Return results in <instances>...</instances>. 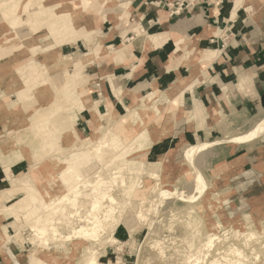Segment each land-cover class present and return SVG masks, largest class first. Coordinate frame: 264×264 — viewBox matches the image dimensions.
<instances>
[{
    "label": "rangeland",
    "instance_id": "rangeland-1",
    "mask_svg": "<svg viewBox=\"0 0 264 264\" xmlns=\"http://www.w3.org/2000/svg\"><path fill=\"white\" fill-rule=\"evenodd\" d=\"M122 3L123 0H0V10L5 11H2L3 17L0 18V139L6 136L13 138L3 144L0 141V162L4 165L6 176L5 181L0 183V197L3 198L2 203L9 206L8 211L3 212L0 223V231L9 236L4 246L6 256L0 253V260L8 257L5 264H30L29 261L34 259L35 251L39 248L38 241H31L33 231L27 224L32 217L31 212L26 208L15 207L20 202L23 191L15 193L11 189V179L26 173V177L48 199L46 192H63L58 179L59 166L64 168L72 163L82 176H91L102 166L106 173L121 165L127 168L126 180L131 182L129 194L127 195V189L123 192L124 187L118 184L113 185L112 192L118 199L122 198L117 213L120 221L115 227L124 226L129 233L126 238H119L112 233L116 242L105 234L101 245L74 237L70 240L49 239V247L45 251L54 256L39 255L42 258V263L39 264H79L82 252L87 247L99 250L100 264H196L197 262L191 261L196 255L191 256V253L205 242L209 233H214L217 239L213 241L210 254L200 262L205 264L211 255H215L217 250L223 251L231 242L243 247L241 237L233 236L234 231H253L249 245L259 255L256 264H264V183L250 188H256L261 193L251 198L254 194L251 191L254 190L250 191L247 183H243L256 170L255 167L258 170L261 166V170H264V153L256 154L257 161L253 160V166L246 164L240 169L239 165L243 161H234L225 151L234 146H244L247 149L250 146L253 149L264 147V102L259 114L250 123L234 130L232 135L213 140H197L183 148L170 150L164 154L167 155L164 163L160 161L161 156L146 158L143 155L149 140L147 133L154 126L159 129V134L152 141L160 139L161 130L154 121L155 115L166 114L163 104L153 105L150 114L153 118L143 122H140V108L143 106L136 103L130 108L128 106L120 116L107 110L101 112L94 117L95 120L90 123L87 131L78 129V110L87 108L92 103L89 92L82 88L85 85L82 83V76L88 73V70L83 69L85 63L92 58L84 53L89 48L98 46L95 41L100 36V22L106 24L107 13H118L122 9ZM127 6L124 4V7ZM73 9H77L73 16L79 13L82 15L88 9L93 16L82 20L80 18L75 25L69 16L64 20L53 19V12L67 14ZM97 16H101L100 21ZM122 19L123 16L119 15L113 23ZM45 36L47 38L44 40ZM8 37L13 39L5 42ZM39 37L40 39H36ZM33 40H36L35 45ZM99 48L98 54L102 56L109 52L114 54L117 50ZM52 53H56L52 57L53 61L50 59ZM79 55L84 62V68L77 74L81 81L78 85L70 83L68 88L64 84V75L70 73L72 64L69 63L70 60H63V56ZM30 67H33V72H30L33 70ZM72 75L74 80L76 73ZM92 85L87 86L91 88ZM45 86L50 87L54 93L53 101L58 102V106H52V110L43 106L42 99L39 100L34 93L35 88ZM25 89L27 91L22 95L21 91ZM69 91H72V96ZM44 99L45 105L52 101L51 96ZM35 108L40 111L36 112ZM169 114L174 121L172 110ZM40 117L43 118L39 119ZM121 122L132 125L140 123L141 128L128 133L121 129ZM65 131H70L73 140L67 141ZM108 132H111L108 136L111 149L104 151L106 160L101 165L103 163L93 155L91 147L97 138L102 139ZM85 141H89V144L81 149L72 147L77 142L86 143ZM130 143L133 144L132 147ZM21 159L29 166L20 174H11L2 161ZM56 168L58 169L55 170ZM142 170L145 172L141 174ZM152 170L155 171L154 176L149 174ZM0 174L3 175V172L0 171ZM232 182H238L236 189L241 192L235 195L238 199L229 197L234 193L229 187ZM123 193L125 194L122 195ZM193 196L196 197L195 200L188 201ZM129 201L131 204L127 206L125 203ZM140 207L146 215L136 218V211ZM68 228L63 224L59 225L63 234L69 233ZM17 231L24 238L23 241L14 238ZM55 242L58 244H53ZM244 250L249 252L247 247ZM251 258L253 257L249 255L248 262Z\"/></svg>",
    "mask_w": 264,
    "mask_h": 264
},
{
    "label": "crops",
    "instance_id": "crops-1",
    "mask_svg": "<svg viewBox=\"0 0 264 264\" xmlns=\"http://www.w3.org/2000/svg\"><path fill=\"white\" fill-rule=\"evenodd\" d=\"M167 2L172 0H123L124 10L107 13L106 24L100 22L98 46L84 53L92 58L85 63L83 70L88 73L82 76L85 85L81 87L89 92L92 103L76 114L82 132L108 105L120 116L131 105L132 95L157 99L174 89L163 99L174 117L171 132L152 141L159 129L154 126L148 131L146 158H157L197 140L230 136L250 123L264 102V0L202 3L178 14L170 12ZM119 15L122 21L113 23ZM99 47L117 50L102 56ZM88 83L93 84L91 88ZM254 149L234 146L225 151L234 161H243L242 169L246 164L253 166L257 153H264V147ZM7 164L11 174L24 173L29 166L22 159ZM255 168L243 181L254 194L257 189L250 188L264 183V170ZM0 171L2 183L6 178L2 162ZM237 184L229 185L234 191L229 197L238 199ZM254 194L250 198L261 193ZM113 233L126 238L129 231L118 226ZM6 261L8 257L0 264Z\"/></svg>",
    "mask_w": 264,
    "mask_h": 264
},
{
    "label": "bare ground",
    "instance_id": "bare-ground-1",
    "mask_svg": "<svg viewBox=\"0 0 264 264\" xmlns=\"http://www.w3.org/2000/svg\"><path fill=\"white\" fill-rule=\"evenodd\" d=\"M124 8L126 9V7ZM76 10L77 9H73L70 12H67V14L53 12V19L57 18L59 20H64V19H67L69 16L70 18L72 17L71 19V21L73 22L72 24H75L76 21L79 20L80 18L82 20V19H86V18L93 16V14L90 13L91 10L89 9L84 11L82 15L79 13L73 16V13ZM2 11L3 9L0 10V18L3 17V15H1ZM29 12L31 11L29 10ZM112 16L113 14H110L108 15V18L111 19ZM100 18L101 16H97V19L99 21H100ZM71 27L73 26L71 25ZM69 32L70 33L72 32V28H70ZM46 38L47 36L44 37V40ZM12 39L13 38L8 37V38H5L4 41L10 42V40ZM36 39H40V37ZM35 41L36 40H33L32 42L34 45H35ZM24 44L25 43H23V45ZM50 56H51L50 59L52 60L56 56V53H52ZM80 57H81L80 55L79 57L63 56V60L65 61L70 60L69 63L72 64V68L69 71L70 73L64 75V78H65L64 84L65 86H68V88L71 86L70 83L77 84V83H80L81 81V77L77 78V74H79L81 70L84 68L83 67L84 62L81 61ZM30 68L33 69V67H30ZM33 71L34 69L30 70V72H33ZM73 73H76V77L74 80H73V75H72ZM25 91H27V89L21 91L22 95L25 93ZM173 91L174 89H167L165 92L159 94L157 99L156 98L151 99L148 97L145 99H138L137 96L132 95V103L130 106L132 107V105L136 103L142 104L141 106L143 107L140 108V111L142 113L140 122L146 121L150 117L153 118V116H150V114L152 113L153 105L163 104L165 106L164 104L165 100L163 99H165V97H170ZM69 92L71 93V96H72V91H69ZM34 93L37 95L39 100L42 99L41 104L43 106L49 107L50 110H52V106H58V102L53 101L54 93L50 90V87L45 86V87L35 88ZM46 96L52 97V101L48 102L47 105L43 104V102L45 101L44 98H46ZM130 106L128 108H130ZM35 111L39 112L40 109L37 108ZM107 111L109 112L111 111V112H114V114H117L114 111V109L111 107V105L107 106ZM42 118L43 117H40L39 119H42ZM172 122H173V118L170 116L169 109L167 108H166V114L164 116L155 115L154 123L158 124L161 130V134L159 135L160 139L165 134L171 132ZM120 126L122 130H126L128 131V133H130L132 130L136 132L138 128H141L140 123H138L137 125H132L128 122H121ZM261 131L262 129L258 132L261 133ZM65 132L66 133L64 134L66 136L67 141H69V139L73 140V136L71 135L70 131L68 132L65 131ZM110 134L111 132H108L104 135L102 139L97 138L94 141L95 142L94 146L91 147L93 149V155L99 160H101V162L103 163L101 165H104L105 160H106L104 151L107 149L109 150L111 149L109 142H108V136ZM251 136L253 137V134ZM10 139L12 140L13 138H10L8 136H6V138H1L0 139L1 144L5 143L6 140H10ZM147 142L149 143L150 140H148ZM88 144H89V141H87L86 143L77 142L72 147L77 150V148L81 149L83 146L88 145ZM130 144H131L130 146L132 147L133 144L132 143ZM191 148H189L190 152H191ZM186 151H188V149ZM190 156L191 155L189 153V157ZM166 157L167 155L161 156L160 158L161 163H164L167 161ZM2 161L5 164V168L9 169V164H7L8 162L4 160ZM157 163H160V162H157ZM153 164H156V163H153ZM59 168L60 169L58 171L59 173L58 179L60 180V183L63 186V192L61 194H50L49 192L47 193L45 191L46 197L48 199H45V196L42 195L41 192H39V190L35 187L34 182H32L30 178L26 177L25 175L26 173L23 174L22 176L20 175L21 177L14 176V179H11L12 180L11 189L14 190L15 193H17L20 190L23 191V195L21 194L19 198L20 199L19 200L20 202H18L19 206H17L18 205L17 204L15 205V207L26 208L27 211L31 212L32 217L27 222V224H29L31 230L33 231V238H31V241L39 242L38 244L39 248L37 249V251H35V254L33 256L34 259H31L29 261L30 264L42 263L41 262L42 258L40 259L39 255L42 257L54 256L53 253H47V251H45V250H48V247H49L48 240L49 239H64V240L69 239L70 240L71 237H74V238H79L80 240H84L91 244L96 243V244L101 245L102 236L105 234H108L111 241H114V242L117 241L115 237H113L112 235L113 233L112 230L116 226V224L120 221L119 215H117V213L119 210L118 208L121 204L120 200L122 198L118 199V197L112 192L113 190L112 187L113 185L118 184L119 186L124 187L123 192H125L127 189L128 190L127 195L129 194L131 190V182L129 180L128 181L126 180L127 168L121 165L119 167L113 168L109 173H106L103 170V166H102L101 169L95 171L91 176H82L81 173L76 168V166L72 163L68 164L64 168H62V166L60 165ZM57 169L58 168H56L55 170ZM143 172L145 171L142 170L141 174ZM149 174L154 176L155 171L152 170ZM124 194L125 193H123L122 195ZM195 198H196L195 196H193L192 198L190 197L188 201H194ZM2 200L3 198L0 197V207H1L0 223L3 219L2 217L3 212L8 211L7 207H9V206H5L2 203ZM125 204H127L128 206L131 204V201ZM147 211H148V208H147ZM145 215L146 213H143V210L140 207V209L136 211L135 217L141 218ZM62 224L69 227L68 228L69 233L67 234L61 233L59 229V225H62ZM253 234H254L253 231L252 232L249 231L247 233L245 232L238 233L237 231H234L233 236L236 238L241 237L242 239L241 243L243 247L238 246L235 242H231L229 246L223 251L219 250L218 252L217 250L215 255H211V257H209L205 261V264H245V262H248L249 260V255H251L253 258H251V260L247 264H256V261L258 260L259 255L257 252L254 251V248L249 245ZM8 238H9L8 235L6 234L4 235L3 232L0 231V253L3 254L4 256H6L4 246ZM14 238L20 241L24 240V238L21 236V234L18 231L15 233ZM215 239H217L215 234L209 233L205 238V242L200 244V246H198L197 248H195V252L191 253V256H193L192 254L196 255L195 257H193L194 259L190 257V259L192 258L191 261L193 260V262L194 261L195 263L197 262L196 264L198 263L200 264V262L202 263L204 259L207 258V256L210 254L209 250L211 249L213 245V241ZM53 244H58V243L55 242ZM55 247H59V246L55 245ZM244 247L249 248L248 253L244 250ZM102 249H104V247H102ZM99 254L100 252L96 247H93V248L87 247L82 252V256H81L82 260L79 262V264H100L98 260ZM188 254L187 256L190 255ZM187 258H185L186 259L185 261H187Z\"/></svg>",
    "mask_w": 264,
    "mask_h": 264
},
{
    "label": "built area",
    "instance_id": "built-area-1",
    "mask_svg": "<svg viewBox=\"0 0 264 264\" xmlns=\"http://www.w3.org/2000/svg\"><path fill=\"white\" fill-rule=\"evenodd\" d=\"M222 0H172L167 2V6L172 14H178L181 11H190L197 4L216 5Z\"/></svg>",
    "mask_w": 264,
    "mask_h": 264
}]
</instances>
